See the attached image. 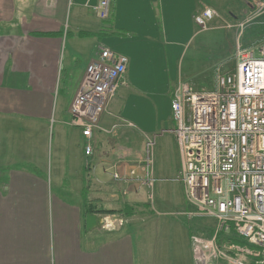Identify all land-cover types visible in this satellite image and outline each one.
Wrapping results in <instances>:
<instances>
[{"label":"crops","instance_id":"crops-1","mask_svg":"<svg viewBox=\"0 0 264 264\" xmlns=\"http://www.w3.org/2000/svg\"><path fill=\"white\" fill-rule=\"evenodd\" d=\"M99 1L0 0V264H193L194 226L182 216L189 206L171 213L182 225L162 229L160 238L138 229L152 216L168 215L165 199L155 195L157 185L179 183L184 197L178 147V166L168 172L177 176L152 164V190L142 188L137 197L128 192H137L132 183L113 182L103 169L124 177L144 159L148 135L162 125V131L171 130L172 96L190 87L195 74L182 69L181 58L194 37L198 0H108L106 19L95 11ZM67 15L75 48L87 47L85 67L69 83L68 73L62 79L61 58ZM100 47L124 55L127 65L87 157L68 110ZM131 206L146 208L150 217L127 230L122 211ZM90 214L113 229L86 231ZM111 218L124 224L119 229Z\"/></svg>","mask_w":264,"mask_h":264},{"label":"built area","instance_id":"built-area-1","mask_svg":"<svg viewBox=\"0 0 264 264\" xmlns=\"http://www.w3.org/2000/svg\"><path fill=\"white\" fill-rule=\"evenodd\" d=\"M264 1L254 4L255 16ZM95 11L108 17V0ZM217 17L204 8L194 17L202 29ZM234 72L217 75L213 91L178 89L170 103L183 185L190 210L187 222L212 220L209 235L192 231L189 236L193 264H264V45L235 48ZM127 58L100 47L85 68L69 105L72 127L85 139L84 154L92 155L90 140L99 130L100 117L123 82ZM115 128V127H113ZM153 141L146 139L144 159L126 171L103 169L113 182L132 183L137 197L142 188L151 192ZM132 172V173H129ZM151 200V194L148 195ZM102 217V216H101ZM102 219L101 229L112 230Z\"/></svg>","mask_w":264,"mask_h":264},{"label":"rangeland","instance_id":"rangeland-1","mask_svg":"<svg viewBox=\"0 0 264 264\" xmlns=\"http://www.w3.org/2000/svg\"><path fill=\"white\" fill-rule=\"evenodd\" d=\"M258 1L264 0H198L197 11L194 17L201 13L204 8L214 10L217 14L213 20L206 23V28L202 29L194 23V37L188 42L186 50L181 58L182 69L194 70L195 74L190 78L189 86L194 91L200 92L214 90L215 72L219 75L226 73H233L236 66L235 48L236 46L248 48L253 46L259 48L264 45V8L259 16H255L254 4ZM69 19L65 22V29L63 34V46L61 50V58L63 59L62 79L68 73V83L70 79L77 76L81 72L86 63V48H75V41H71V35L68 33ZM85 46V45H83ZM84 48V49H83ZM73 58V59H72ZM68 59V61H67ZM218 68L217 71L215 69ZM216 77V76H215ZM173 123L169 121L168 128L173 129ZM163 125L154 133L148 135L149 139L153 141L152 147V164L153 167L161 165L167 166V174L170 167L178 166V150L175 138L169 133L162 131ZM52 122L48 130V138H46L45 153L50 157V141L52 138ZM50 140V141H49ZM145 154V144H144ZM171 177H176L174 172ZM161 192H160V191ZM155 195L160 199L164 198L166 212L168 215L163 217H151V221L147 224L141 225L138 229H149L152 234L147 232V237L150 239L159 237L162 229L179 228L182 223L175 212H179L189 206L183 197L182 187L179 183H168L157 185L155 188ZM159 195V196H158ZM136 196V192L132 193ZM135 205V204H134ZM127 213V215H125ZM174 213V214H171ZM128 217L127 230L136 228L141 221L146 217H150L147 209L141 206H131L123 212ZM145 214V216H140ZM114 215V214H113ZM119 219V218H117ZM121 220L124 218L120 217ZM131 219V220H129ZM119 229L124 224H120L116 218L108 220ZM124 221V220H123ZM177 223V224H176ZM193 231L196 233L204 232L209 235V230L213 226V221L206 219L201 221H193ZM100 230V229H99ZM154 230V231H153ZM151 235V236H150ZM170 237V236H169Z\"/></svg>","mask_w":264,"mask_h":264},{"label":"water","instance_id":"water-1","mask_svg":"<svg viewBox=\"0 0 264 264\" xmlns=\"http://www.w3.org/2000/svg\"><path fill=\"white\" fill-rule=\"evenodd\" d=\"M101 223H102L101 217L95 214H90L85 217L86 231H92L93 229L100 227Z\"/></svg>","mask_w":264,"mask_h":264},{"label":"trees","instance_id":"trees-1","mask_svg":"<svg viewBox=\"0 0 264 264\" xmlns=\"http://www.w3.org/2000/svg\"><path fill=\"white\" fill-rule=\"evenodd\" d=\"M91 212L92 213H98V214H113V213H115L114 211H105V210L97 211L95 209H92ZM125 215H127V213Z\"/></svg>","mask_w":264,"mask_h":264},{"label":"bare ground","instance_id":"bare-ground-1","mask_svg":"<svg viewBox=\"0 0 264 264\" xmlns=\"http://www.w3.org/2000/svg\"><path fill=\"white\" fill-rule=\"evenodd\" d=\"M129 173H132V172H129Z\"/></svg>","mask_w":264,"mask_h":264}]
</instances>
